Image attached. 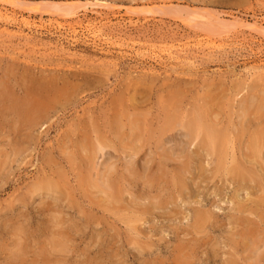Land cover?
Segmentation results:
<instances>
[{"label":"rangeland","instance_id":"374dc122","mask_svg":"<svg viewBox=\"0 0 264 264\" xmlns=\"http://www.w3.org/2000/svg\"><path fill=\"white\" fill-rule=\"evenodd\" d=\"M263 21L0 0V264H264Z\"/></svg>","mask_w":264,"mask_h":264},{"label":"bare ground","instance_id":"6f19581e","mask_svg":"<svg viewBox=\"0 0 264 264\" xmlns=\"http://www.w3.org/2000/svg\"><path fill=\"white\" fill-rule=\"evenodd\" d=\"M98 1H99V0H98ZM22 2H23V1H22ZM8 4H9V3H8ZM64 4H65V3H63V5H64ZM42 5H43V4H42ZM52 5H53V7L55 8V11H58V12L60 11V13L62 12V14H64L65 16H69V15H71V14L69 13V10H70L69 7L62 6L61 4H59V3H55V2H54ZM50 6H51V5H50ZM164 9H166V8H164ZM164 9H163V10H164ZM158 10H159V9H158ZM7 11H8V10H7ZM55 11H54V12H55ZM193 11H194V10H193ZM5 13H6V12H5ZM60 13H59V14H60ZM3 14H4V13H3ZM3 14H2V15H3ZM6 14H7V13H6ZM8 14H9V13H8ZM197 14H198V13H197ZM191 15H192V14H191ZM4 16H6V15H4ZM192 16H193V15H192ZM9 18H10V17H9ZM9 18H8V19H9ZM191 19H192V20H195V19H193V18H191ZM196 19H198L197 16H196ZM201 20H203V19H201ZM222 20H223V19H222ZM196 21H197V20H196ZM224 21H225V20H224ZM204 22H205V21H204ZM204 22H203V23H204ZM226 22H227V21H225V23H226ZM229 22H230V21H229ZM231 22H232V21H231ZM231 22H230V23H231ZM238 22H239V21H238ZM241 22H242V21H241ZM263 22H264V21H263ZM216 23H217V22H216ZM218 23H219V22H218ZM233 23H234V21H233ZM214 24H215V23H214ZM217 25H218V24H217ZM219 25H223V26H225L224 22H223L222 24H219ZM227 25H228V22H227ZM227 25H226V26H227ZM228 26H229V25H228ZM228 26H227V27H228ZM102 28H103V27H102ZM249 28H250V27H249ZM254 28H255V27H254ZM94 30H95V29H94ZM256 30H257V29H256ZM101 31H102V30H101ZM222 31H223V30H222ZM253 31H254V30H253ZM256 32H257V31H256ZM263 35H264V34H263ZM220 38H221V37H220ZM218 41H219V40H218ZM28 107H29V106H28ZM30 112H31V111H30ZM22 114H23V113H22ZM26 114H27V111H26ZM39 117H40V116H39ZM33 122H34V121H33ZM193 123H194V122H193ZM195 123H196V122H195ZM198 124H199V122H198ZM200 124H201V123H200ZM189 126H190V128L192 127V122L190 123ZM189 126H188V127H189ZM199 126H200V125H199ZM201 126H202V125H201ZM202 127H203V129H205L204 126H202ZM194 128H195V126H194ZM194 128H193V129H194ZM206 128H208V127H206ZM191 129H192V128H191ZM193 129H192V130H193ZM195 130H196V129H195ZM195 130H194V131H195ZM205 130H206V129H205ZM212 130H214V129H212ZM194 131H192V132H194ZM199 132H200V131H199ZM204 132L206 133L207 131H204ZM209 132H210V131H209ZM209 132H207V133H209ZM216 132H217V131H216ZM216 132H215V133H216ZM211 133H213V132H211ZM218 133H219V132H218ZM197 134H198V132H197ZM216 134H217V133H216ZM220 134H222V133H220ZM195 135H196V134H195ZM211 135H212V134H211ZM211 135H210V136H211ZM222 135H223V134H222ZM222 135H221V137H222ZM197 136H198V135H197ZM204 136H205V135H204ZM212 136H216V135H214V133H213ZM212 136H211V137H212ZM218 136H220V135H218ZM224 136H226V135H224ZM221 137H219V138L222 139L221 141H222L223 145H225V141L227 140V138H226V140L224 139V141H223V138H221ZM205 138H206V137H205ZM207 138L209 139V137H207ZM208 139H206V140H208ZM213 139H215V141L217 140L216 137H213ZM213 139H211V140H213ZM220 139H219V140H220ZM213 141H214V140H213ZM205 142H206V141H205ZM228 142H229V140H228ZM217 143H218V140H217ZM226 143H227V141H226ZM208 144H209V143H208ZM210 144H211V143H210ZM212 144H213V142H212ZM219 144L221 145L220 142H219ZM228 144H229V143H227L226 146H227ZM255 144H256V143H255ZM214 145H215V142H214ZM223 145L220 146V148H222V149L225 148L224 151H225V153H226V148H227V147H226V146L224 147ZM207 146H208V145H207ZM218 146H219V145H218ZM209 147H213V145H212V146L209 145ZM223 147H224V148H223ZM205 148H206V147H205ZM210 149H211V148H210ZM215 149H216V148H215ZM222 149H220V151H221ZM211 150H214V148L211 149ZM213 152H214V151H213ZM225 153H224V154H225ZM227 154H228V153H227ZM254 154H255V153H254ZM219 155H220V153H219ZM222 155H223V154H221L220 156H222ZM226 156H227V155H226ZM223 157H225V155H223ZM220 160H221V159H220ZM223 160H224L223 164H222V162H221V164L223 165L222 167H224V166H225L224 163H226V161H225L226 159H223ZM219 162H220V161H219ZM219 162H218V163H219ZM239 170H241V169H239ZM181 182H182V179H181ZM205 214H206V213H204V215H205ZM206 216L208 217L209 215H206ZM204 217H205V216H204ZM205 218H206V217H205ZM207 220H208V219H207ZM200 221H201V220H200ZM197 222L199 223L198 220H197ZM204 222L206 223V221H204ZM198 223H197V224H198Z\"/></svg>","mask_w":264,"mask_h":264}]
</instances>
